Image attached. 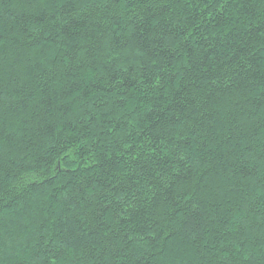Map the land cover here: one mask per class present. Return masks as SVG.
<instances>
[{
	"label": "trees",
	"instance_id": "16d2710c",
	"mask_svg": "<svg viewBox=\"0 0 264 264\" xmlns=\"http://www.w3.org/2000/svg\"><path fill=\"white\" fill-rule=\"evenodd\" d=\"M0 264H264V0H0Z\"/></svg>",
	"mask_w": 264,
	"mask_h": 264
},
{
	"label": "snow or ice",
	"instance_id": "6c2138e0",
	"mask_svg": "<svg viewBox=\"0 0 264 264\" xmlns=\"http://www.w3.org/2000/svg\"><path fill=\"white\" fill-rule=\"evenodd\" d=\"M222 22V21H221Z\"/></svg>",
	"mask_w": 264,
	"mask_h": 264
}]
</instances>
